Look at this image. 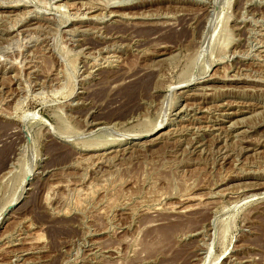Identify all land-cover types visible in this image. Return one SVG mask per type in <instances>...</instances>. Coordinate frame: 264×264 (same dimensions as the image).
<instances>
[{
	"label": "rangeland",
	"instance_id": "rangeland-1",
	"mask_svg": "<svg viewBox=\"0 0 264 264\" xmlns=\"http://www.w3.org/2000/svg\"><path fill=\"white\" fill-rule=\"evenodd\" d=\"M104 1L0 0V264H264V0Z\"/></svg>",
	"mask_w": 264,
	"mask_h": 264
},
{
	"label": "bare ground",
	"instance_id": "bare-ground-1",
	"mask_svg": "<svg viewBox=\"0 0 264 264\" xmlns=\"http://www.w3.org/2000/svg\"><path fill=\"white\" fill-rule=\"evenodd\" d=\"M101 1H104V0H101ZM111 1V0H110ZM111 2H113V1H111ZM98 3V2H97ZM99 3H101V2H99ZM103 3V2H102ZM106 3V4H105ZM71 4V3H70ZM104 4V5H103ZM103 4H98L100 7H95V4H91L92 6H91V11L92 10H96V9H100L102 12H104V13H108L109 11V9H110V7H111V5L110 4H108V1L106 0V1H104V3ZM117 4V3H116ZM115 4V5H116ZM113 5V4H112ZM122 7V6H121ZM110 13V12H109ZM110 14H113V13H110ZM109 14V15H110ZM113 15H115V14H113ZM108 16V15H107ZM25 17V16H24ZM103 17V16H102ZM101 18V17H100ZM264 54V53H263ZM127 74V73H126ZM143 75V74H142ZM139 76V75H138ZM143 77V76H142ZM204 77V76H203ZM130 80V79H129ZM138 80V79H137ZM145 80V79H144ZM140 81V80H139ZM142 81V80H141ZM132 82V81H131ZM146 82V81H145ZM136 83V82H135ZM190 83V82H189ZM147 84V83H146ZM127 85V84H126ZM145 85V84H144ZM126 87V86H125ZM123 88V87H122ZM143 88V87H142ZM124 89V88H123ZM154 89V88H153ZM174 89V88H173ZM138 91V90H137ZM150 132H152V131H150ZM147 134V133H146ZM145 135V134H144ZM138 136H141V135H135V136H133V138H137ZM143 136V135H142ZM145 141V140H144ZM120 143V142H119ZM140 144V143H139ZM96 158V157H95ZM217 193V192H216ZM200 200V199H199ZM198 201V200H197ZM199 202V201H198ZM9 206H12L11 204L10 205H7L6 207H5V209L3 210V211H5ZM190 209V208H189ZM187 211V210H186ZM190 211V210H189ZM3 213V212H2ZM1 214V213H0ZM38 240V239H37Z\"/></svg>",
	"mask_w": 264,
	"mask_h": 264
},
{
	"label": "water",
	"instance_id": "water-1",
	"mask_svg": "<svg viewBox=\"0 0 264 264\" xmlns=\"http://www.w3.org/2000/svg\"><path fill=\"white\" fill-rule=\"evenodd\" d=\"M11 208V206H9V209Z\"/></svg>",
	"mask_w": 264,
	"mask_h": 264
}]
</instances>
